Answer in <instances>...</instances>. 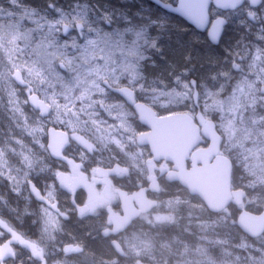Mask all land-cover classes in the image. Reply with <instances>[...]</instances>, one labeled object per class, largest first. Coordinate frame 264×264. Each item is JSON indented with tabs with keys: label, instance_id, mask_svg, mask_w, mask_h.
<instances>
[{
	"label": "rangeland",
	"instance_id": "obj_1",
	"mask_svg": "<svg viewBox=\"0 0 264 264\" xmlns=\"http://www.w3.org/2000/svg\"><path fill=\"white\" fill-rule=\"evenodd\" d=\"M210 15L227 20L217 46L207 31L148 0H0L1 259L9 264H240V255L250 264H264L262 237L253 242L237 226L242 208L254 213L264 208V0L258 8L247 1L235 10L211 8ZM64 24L72 28L67 35ZM37 72L40 78L34 77ZM109 86L130 87L137 101L158 115L203 113L213 120L223 137L221 153L233 159L232 188L248 190L244 204L212 213L198 196L165 182L171 163H148L149 148L137 143L147 128ZM32 94L50 105L53 99L68 105L77 116L52 106L51 114L41 117L28 102ZM88 117L96 121L91 152L74 132ZM50 127L72 137L66 155L83 171L121 163L136 188L152 174L163 181L158 207L122 235L124 257L100 238L101 224L93 222L114 202L111 180L99 181L106 185L103 190L69 168L74 197L82 194L91 206L81 219L67 206L60 215L34 201L30 181L49 199L65 200L55 180L65 167L47 149ZM24 225L35 239H28ZM5 228L25 238L13 241ZM66 243L81 245L83 252L64 253ZM240 243L243 249L236 248Z\"/></svg>",
	"mask_w": 264,
	"mask_h": 264
},
{
	"label": "water",
	"instance_id": "obj_2",
	"mask_svg": "<svg viewBox=\"0 0 264 264\" xmlns=\"http://www.w3.org/2000/svg\"><path fill=\"white\" fill-rule=\"evenodd\" d=\"M148 1L165 12L181 18L197 31H207L208 40L215 46L220 44L227 20L223 17L212 20L210 15L212 5L220 10L228 11L242 7L246 1L253 8H258L263 3V0H177L175 4L163 0ZM76 27L82 29L79 23ZM71 30L70 25H63L64 35L69 34ZM194 84L192 81L193 86ZM109 88L133 107L138 121L147 128L145 132L137 136V143L139 146L149 148L152 157L148 159V163L165 161L172 164L173 169L166 174L168 182H177L190 195L200 197L212 213L225 210L232 202L237 206L243 204L246 193L232 190L233 163L220 153L223 137L213 120L206 119L203 113H198L196 117L187 113L158 115L153 108L137 101L136 92L130 87L109 86ZM261 92L264 94V86ZM28 102L41 117H48L52 112V107L44 110L42 105L50 104L41 99L38 94H32ZM69 141L70 137L66 131L50 127L47 145L50 156L55 160L61 159L69 146ZM204 142H208V145L202 147ZM188 161L191 163L190 168H188ZM126 171L127 169L120 164H116L110 169L99 167L97 176L109 177L126 173ZM56 181L61 190L71 192L68 174L59 173ZM150 188L154 193L160 191L156 175L150 176ZM145 191L146 189H140L132 195L117 191L122 202L123 215H113L110 210L108 225L113 226L110 234L117 236L140 215L147 214L158 207V201L148 199ZM30 193L41 205L56 213L59 211L57 205L46 197L33 181L30 182ZM87 211V206L78 207L81 215ZM237 226L249 238L254 239L249 233L258 234L255 239L261 237L264 234V210L261 213H254L244 208L241 209L237 216ZM103 235L107 236L109 232L106 231ZM112 246L119 256L125 255L119 241L114 240ZM69 249L78 252L82 250V247L72 244L64 247V251Z\"/></svg>",
	"mask_w": 264,
	"mask_h": 264
},
{
	"label": "flooded vegetation",
	"instance_id": "obj_3",
	"mask_svg": "<svg viewBox=\"0 0 264 264\" xmlns=\"http://www.w3.org/2000/svg\"><path fill=\"white\" fill-rule=\"evenodd\" d=\"M164 1V0H163ZM164 2H166V1H164ZM168 3V2H167ZM211 8H216L215 6H213L212 5V7ZM262 86H264V85H262ZM262 88V87H261ZM197 116V115H196ZM223 144V143H222ZM208 145V142H204V144L202 145V147H205V146H207ZM69 147V146H68ZM221 149H222V147H221ZM66 153H67V149L64 151V153H63V156H62V158L61 159H59L60 161H62L61 163L63 164V166L62 167H65V168H62L58 173H57V175L59 174V173H61V172H64V173H66V174H68V176H69V179H70V185H71V192H66V191H63V190H61L60 188V190L64 193V196H65V200L63 201V202H59L57 199H54V200H51L53 203H55L56 205H57V207H58V209H59V211L56 213V214H60V215H62V213H63V211H62V208L64 207V206H67L68 208H71L70 210H71V212H73L74 214L72 215L73 217H75L76 219H81V218H83V217H85V216H87L88 215V213L90 212V210H91V206H90V204H88V203H86V201L83 199V195L82 194H80V195H78V196H76V197H74V195H73V185H72V176H71V174H70V172H69V168L70 167H73V171H74V173H81L82 175H84V176H86V177H89V179H90V181H93V182H98L99 183V181L100 180H111V183L112 184H110V185H108V190H109V192L110 193H112V195H113V197H114V202L113 203H109V204H107L106 205V208H105V211H104V214L102 215V216H97V217H95V220H93V222H94V224L95 225H97V224H101V228H100V238H102V239H104V240H108V241H110V246H111V248L113 249V250H115V248L112 246V242L114 241V240H117V241H119L120 242V244L122 245V235L125 233V232H127L131 227H132V224L134 223V222H136L137 220H139V219H141L142 217H144V216H146V215H149V214H151L154 210H152L151 212H149V213H147V214H142V215H140L139 216V218H137L133 223H131L130 225H129V227L125 230V231H123V232H121L120 234H118L117 236H113L112 234H110V232H111V230H113V226H109L108 225V215H109V212H110V210H111V213L113 214V215H123V210H122V202L120 201V197H119V194L117 193V191H120V192H126L128 195H132L133 193H135V192H138L140 189H146V191H145V194H146V197L148 198V199H156L157 201H158V205L160 204V198H159V193H160V191H161V187H160V191L158 192V193H154V192H152L151 191V188H150V178H149V181H147L144 185H142V186H140V187H135V186H132V176L130 175L129 176V169L128 168H126L124 165H122L121 163H115V164H113V165H106V166H98L97 168H95V170L93 169V167H89L86 171H83L82 170V167L79 165V163H76V162H74V160H73V158H71V157H69V156H67L66 155ZM221 153V152H220ZM222 154V153H221ZM50 155V154H49ZM224 155V154H223ZM226 156V155H225ZM51 157V156H50ZM226 157H228V156H226ZM52 158V157H51ZM231 161H232V163H233V159L232 158H230V157H228ZM53 159V158H52ZM55 160V159H54ZM116 164H120L122 167H124L125 169H127V171H126V173H119V174H117V175H114V176H109V177H99V176H97V169L99 168V167H102V168H104V169H110V168H113L114 167V165H116ZM171 165V169H169V170H167L166 171V173H165V175H164V178H163V180L165 181V182H167L168 184L170 183V184H178L177 182H168L167 180H166V174L169 172V171H171L173 168H172V164H170ZM190 166H191V163H190V161H188V168H190ZM233 167H234V163H233ZM57 175H56V178H55V180H57ZM152 175H155V174H152ZM232 175H233V173H232ZM157 176V182H158V184H159V186H161V183L163 182L161 179H160V177L158 176V175H156ZM31 182V181H30ZM30 182H29V191H30ZM34 183H35V185H36V187H38L40 190H41V192L46 196V194H45V192L38 186V184L35 182V181H33ZM57 182V181H56ZM58 184V183H57ZM99 185H100V187L102 188L103 187V190H105L104 188L106 187V185H103V184H101V183H99ZM179 185V184H178ZM59 187V186H58ZM232 187H233V185H232ZM243 190L245 193H246V196H245V199H244V202H245V200H246V198H247V196H248V190L245 188V187H241V186H238V187H236V188H232V190ZM192 196V195H191ZM33 197V196H32ZM47 197V196H46ZM200 198V197H199ZM34 199V198H33ZM34 201H36L35 199H34ZM37 202V201H36ZM244 202H243V204H244ZM38 203V202H37ZM40 204V203H39ZM242 204V205H243ZM41 205V204H40ZM231 205H234L235 207H237V208H240L242 205H240V206H237L236 204H234L233 202L229 205V206H231ZM81 206H87L88 207V211L84 214V215H81V214H79V212H78V207H81ZM228 206V207H229ZM111 209H110V208ZM243 209V208H242ZM245 209V208H244ZM264 210V208L261 210V212ZM260 212V213H261ZM23 229H27V232H29V230H28V227L26 226V225H24V227H23ZM33 230H34V227H33ZM5 231H7L8 233H11V237H12V240L14 241V236H16L17 237V240H20L21 241V239H24L25 238V235H24V233L23 234H16V233H14V231H12V230H9L8 228H5ZM106 231H108L109 232V235H107V236H104L103 235V233L104 232H106ZM18 235V236H17ZM29 236H31V233L29 232V234H28ZM264 236V234L261 236V237H263ZM261 237H259V238H261ZM35 239V232H33V234H32V236L31 237H28V239ZM259 238H257V239H255V240H258ZM7 239H9V238H7ZM254 240V239H253ZM8 241V240H7ZM11 242V244L13 245V244H15L14 242ZM16 243H18V242H16ZM69 244H72V245H78V244H73V243H66L65 245H63V252L64 253H66V254H69V253H73V254H80V253H82L83 252V249L82 250H80V251H74L73 249H69V250H67V251H64V247L66 246V245H69ZM22 245V244H21ZM79 246H81V245H79ZM82 247V246H81ZM122 248H123V250H124V246L122 245ZM115 252H116V250H115ZM124 252H125V250H124ZM117 253V252H116ZM118 254V253H117ZM119 256V255H118ZM120 257H124V256H120ZM10 260V259H9ZM8 261V260H7ZM7 261H4L3 259H1L0 258V264H9V263H7ZM12 263H13V261H12ZM11 264V263H10ZM137 264H153V262L150 260L149 262H146V263H143V262H138ZM168 264V263H167Z\"/></svg>",
	"mask_w": 264,
	"mask_h": 264
},
{
	"label": "clouds",
	"instance_id": "obj_4",
	"mask_svg": "<svg viewBox=\"0 0 264 264\" xmlns=\"http://www.w3.org/2000/svg\"><path fill=\"white\" fill-rule=\"evenodd\" d=\"M33 75H34L35 78H40V73L39 72L34 73ZM52 106H55L60 111H65L66 114L70 113L72 116H77V113L72 111V107H70L68 105H61L55 99L52 100L51 105H47V106L42 105L44 110H47V107H52ZM57 115H59V112L57 113ZM89 121H90V123H89ZM95 125H96V121L92 120L91 117H88V121L85 122L84 126L79 127L78 129L74 130L75 135L76 136H80L83 139V145L89 152H91L96 147V143H95L96 138H95V133L93 131V129L95 128ZM105 131L107 132L108 129H105ZM124 131L128 132V131H131V129L125 127ZM234 135H235V133L233 131L232 132V136H234ZM232 136H229L228 139L229 140L232 139ZM71 139H72V137H70V141H71ZM113 140H114L116 146L119 147L121 150H123V145L121 144V142L118 139H116L115 137H113ZM240 191H243V190L241 189ZM249 235H252L254 237V241L253 242H255V237L258 234L249 233ZM260 243L264 244V237L261 238ZM236 248L237 249H243L244 248V244L243 243L237 244ZM236 260L239 261L240 264H250V258H249V260H242L240 255L236 256Z\"/></svg>",
	"mask_w": 264,
	"mask_h": 264
},
{
	"label": "trees",
	"instance_id": "obj_5",
	"mask_svg": "<svg viewBox=\"0 0 264 264\" xmlns=\"http://www.w3.org/2000/svg\"><path fill=\"white\" fill-rule=\"evenodd\" d=\"M175 17V16H174ZM181 20V19H180Z\"/></svg>",
	"mask_w": 264,
	"mask_h": 264
}]
</instances>
